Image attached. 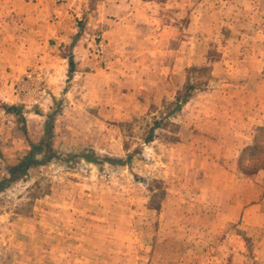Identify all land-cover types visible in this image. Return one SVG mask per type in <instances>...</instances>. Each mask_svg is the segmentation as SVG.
<instances>
[{
  "label": "rangeland",
  "instance_id": "1",
  "mask_svg": "<svg viewBox=\"0 0 264 264\" xmlns=\"http://www.w3.org/2000/svg\"><path fill=\"white\" fill-rule=\"evenodd\" d=\"M178 2L105 88L5 103L0 63V264H264V0Z\"/></svg>",
  "mask_w": 264,
  "mask_h": 264
},
{
  "label": "crops",
  "instance_id": "2",
  "mask_svg": "<svg viewBox=\"0 0 264 264\" xmlns=\"http://www.w3.org/2000/svg\"><path fill=\"white\" fill-rule=\"evenodd\" d=\"M172 1L179 3L178 0H3L0 21L4 22V58L0 53V63L4 64V102L21 104L28 98L40 101L43 96L45 106L70 95L74 84L88 77L100 78L98 82L105 88L107 80L115 81L116 67H130L138 61L141 50H136V44H144L145 40L153 44L169 35L164 33L167 24L164 8H170ZM81 19L83 30L78 23ZM95 31L109 45L112 60L107 71L99 68L96 61L100 59L95 58L92 44L87 42L88 32ZM31 66L39 67L43 81L33 78L30 85L19 86V78ZM88 68L94 71L83 70Z\"/></svg>",
  "mask_w": 264,
  "mask_h": 264
},
{
  "label": "built area",
  "instance_id": "3",
  "mask_svg": "<svg viewBox=\"0 0 264 264\" xmlns=\"http://www.w3.org/2000/svg\"><path fill=\"white\" fill-rule=\"evenodd\" d=\"M98 55L102 57L105 53V46L103 43L98 44V49H97ZM35 78L36 80H39L41 83L43 81L42 74L39 71L38 68H34V66L29 67L26 72L19 78V86H27V84L30 85L32 79Z\"/></svg>",
  "mask_w": 264,
  "mask_h": 264
}]
</instances>
